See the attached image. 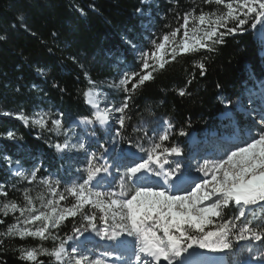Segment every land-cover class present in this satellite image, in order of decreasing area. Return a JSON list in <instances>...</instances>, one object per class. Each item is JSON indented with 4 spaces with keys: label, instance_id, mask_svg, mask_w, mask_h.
<instances>
[{
    "label": "snow or ice",
    "instance_id": "snow-or-ice-1",
    "mask_svg": "<svg viewBox=\"0 0 264 264\" xmlns=\"http://www.w3.org/2000/svg\"><path fill=\"white\" fill-rule=\"evenodd\" d=\"M202 3L223 6L225 10L205 12L201 9L198 15L195 8L185 12L178 27L151 40V48L142 49L137 43L126 41L137 53L140 70L125 72L118 83L108 85L124 93L119 105L97 89L96 82L85 72L93 87L83 93L84 102L92 111L79 118L78 124L92 126V136L97 133L96 126L111 132L112 125L118 124L119 130L110 140L115 145L123 139L121 130L128 127L127 111L133 95L146 82L153 81L155 73L163 72L178 57L201 50L216 52L227 36L243 34L249 28L255 30L258 25L264 32V0H202ZM80 11L83 14V9ZM18 19L23 21V16ZM193 67L199 69L201 76L206 75L203 60L195 62ZM36 71L44 73L41 68ZM191 83L189 80L188 84ZM188 94L184 88L178 90L180 96ZM247 115L250 124L247 139L224 149L217 158L203 159L196 167V172L202 174L197 182L190 171L182 170L180 161L170 159L184 155L179 145L165 143L174 128L171 121L165 120V127L158 132L154 129L153 136L142 128L132 129L143 132L140 139H146L148 147L128 141L145 156L137 158L133 151L123 153L120 159L128 163L123 165L122 171L116 168L117 180L105 159V153H109L107 147L101 145L103 150L99 154L88 153L83 142L70 145L68 130L61 118L53 119L45 112L31 117L16 113L15 118L25 125L57 135L63 132L64 143L57 142L51 147L60 153L84 151L87 162L83 169H77L79 177L65 184L62 190L59 179L47 176L38 180L39 167L30 171L17 167L12 175L29 185L38 180L49 195L45 198L39 193L34 197L30 188H24L21 204L8 199V190L0 184V198H3L0 199V225H6L5 230L0 231V245L8 238L39 239L41 243L37 246L19 248L18 258L26 264H44L40 257H49L54 264H209L205 252L199 250L225 253L232 250L233 239L264 244V227L253 226L248 218L250 210L255 215V207L264 210V107L252 109ZM178 134L188 135L183 129ZM0 136L17 139L12 131ZM5 160L11 168V158L5 157ZM105 186L107 190H101ZM232 207L236 214L225 218L226 210ZM10 214L13 222L6 224ZM77 218L80 224H73L71 235L61 237L59 230L65 222ZM92 234L111 242L99 255L88 254ZM44 241H52L53 246L45 247ZM129 253L134 260L124 259Z\"/></svg>",
    "mask_w": 264,
    "mask_h": 264
},
{
    "label": "trees",
    "instance_id": "trees-1",
    "mask_svg": "<svg viewBox=\"0 0 264 264\" xmlns=\"http://www.w3.org/2000/svg\"><path fill=\"white\" fill-rule=\"evenodd\" d=\"M193 8L198 15L201 9L208 12L218 6L204 4L202 0H0V133L12 131L17 136L16 140L0 136V184L8 190V199L23 204L24 188H30L34 197L43 193L48 198L47 189L38 183L40 177L59 179L62 190L65 184L78 178L77 169L83 164L82 155L70 157L51 147L57 142L64 143L65 137L25 125L15 114L22 112L31 117L45 111L53 119L61 118L67 130L78 127L75 121L92 111L84 102L83 93L93 87L85 72L96 82L97 89L119 105L124 93L108 85L118 83L125 72L140 70L137 53L126 41L135 42L142 49L151 48L153 38L178 27L183 22V14ZM20 16L23 21L18 19ZM201 60L207 67L204 76L193 67ZM37 68L44 73L39 74ZM154 75L153 81L146 82L133 95L127 111L128 127L121 130L124 135L119 144L137 149L128 143L131 140L148 147L147 140L140 139L143 132L132 129L142 128L153 136V130H161L165 127L163 122L168 120L174 128L165 143L169 146L175 143L184 150L183 156L172 159L184 161L197 151L199 155L216 153L217 148L210 141L211 133L230 134L250 126L249 118L235 109L238 99L243 96L251 99L256 95L264 99V32L258 25L255 30L249 28L243 34L227 36L216 52L201 50L178 57L163 72ZM181 88L189 94L178 95ZM228 108L232 109V114L221 119L219 115ZM3 112L13 115L4 116ZM96 127L100 142L90 139L87 148L99 154L100 143L107 144V135ZM180 129L188 135L196 134L199 143H190L188 135L180 136ZM5 157L11 158L12 164L19 161L26 171L39 167L37 182L29 185L19 181L12 175ZM181 164L184 166L183 162ZM36 203L39 206V201ZM254 211L255 215L252 210L248 212L252 225L264 227V210L257 206ZM235 214V208H229L225 218ZM12 222L10 214L6 224ZM74 223L78 226L80 219L66 221L59 235H71ZM5 228L6 225H0V231ZM242 242L234 245L232 253L227 252L228 263L232 264L231 255L238 263L264 259V244ZM40 243L33 238L5 239L0 245V264H26L18 258L19 248ZM43 243L48 248L53 246L52 241ZM40 259L44 264H54L49 257Z\"/></svg>",
    "mask_w": 264,
    "mask_h": 264
},
{
    "label": "rangeland",
    "instance_id": "rangeland-1",
    "mask_svg": "<svg viewBox=\"0 0 264 264\" xmlns=\"http://www.w3.org/2000/svg\"><path fill=\"white\" fill-rule=\"evenodd\" d=\"M218 9L220 11H224L225 10L223 8V6H218ZM253 97H255V95ZM261 97H262V95H260V96H257L256 95L255 98L248 99V98H246V96H243L241 99L240 98L238 99V101H237V107L239 109H240V107H242L243 109L246 108L247 109V112L250 111V110H252V109H259L261 107H264V99H261ZM241 102H243V104ZM240 103H241L242 106L239 105ZM101 107H104V105L101 104ZM230 110L231 109H228V114L230 113ZM40 112H45V111H40ZM117 115H119V114H117ZM246 117H248V115H246ZM224 118H225V116H223L222 119H224ZM118 127H119L118 124H113L112 125V131L111 132H109L107 129H102L104 131V134L107 135V138L105 139V141L107 142V144L102 143V146L103 147H107L109 149V153H105V157H106L105 159H106V161H107V163L109 165H111V163H112V165H111L112 167H111L110 171L112 172V176L115 177V178H117V180H118V177H119V173L116 171V168L117 167H120V169L122 171L123 170V165L125 163H128V161L120 159V156L123 153L127 152V151H132L130 149H126L125 147H123L121 144H119V142L116 143L115 145H113L112 143H110V140L116 136V130H118ZM89 128H90V126L80 125L79 128L73 127V129L72 128L69 129L68 130V137L67 138L69 140L70 145L71 144H78L79 142H83L85 144V147H86L87 144H88V142H89V139L88 138L90 137V133L87 131ZM77 129L80 130V132L74 131V130H77ZM237 131L234 132V134H231L228 137H223V138H220L219 139L218 136H217V138H218V139H216L217 152L216 153H213L212 155H209V156H206L205 154H203L204 156L202 154L199 155L200 151L199 152L197 151V155L189 154L187 157H185L186 160H184V161L178 160L181 163L183 162V165L184 166H182V170L183 171H190L193 179L197 180V182H198V180H199V178H200V176L202 174L196 172V167H197L198 164H200V163L203 162V159H205V158H209V159L217 158L219 155L222 154V152H223L224 149L232 147L234 143H242L243 140L247 139V131L248 130H243L242 132H237ZM214 135H215V133H213V136ZM57 136H63V137H65V135L63 134V132H61V134H59ZM95 137L96 136H92L91 135V138H92L91 140H96ZM189 141L191 143L194 142V139H193L192 136L190 137ZM113 148L115 149V151H112ZM101 149H102V147H101ZM87 152L90 153L89 150H87ZM133 152H136L137 158L145 156V153H141L138 150H135V151L133 150ZM66 153L70 157L74 156L75 154L82 155V157H83L82 158L83 164L78 169H83L85 167L86 162H87V155H86V153L84 151L76 152V151L70 150V151H68ZM107 158H108V160H107ZM170 159H172V158H170ZM186 162H189L190 164H188V165L185 166ZM79 175H80V173L78 172V177H79ZM101 190H107V186H105ZM88 235H89L88 233H85V236H88ZM83 239L84 238L81 237V240H83ZM70 243H72V242H70ZM110 243L111 242H109V241L100 240L99 237H95V235L92 234V243H89L88 244V248L91 249V251L88 254L89 255H99L101 252H103V251H105V250L108 249V247H106L104 245H108L109 246ZM242 243H244V242L239 241L237 243V241H235V239H233V248H232V250H230V253H232L235 250V248H236V246H234L235 244L240 245ZM117 251H119V250H117ZM199 251L205 252L206 257H208L209 264H214V262L212 260L214 259L215 255H217V254L208 253L205 250H199ZM227 252L228 251H226L225 253H220V259L218 260V263L219 264H228L227 263V260H226V257H225V254ZM231 258L233 259L232 260V264H264V261L256 262V261H253L251 259H247V260H244V261L238 263V262L235 261V258H234L233 255H231ZM124 259H126V260L127 259H133L134 260V258L130 257V253H129V255H126L124 257Z\"/></svg>",
    "mask_w": 264,
    "mask_h": 264
},
{
    "label": "bare ground",
    "instance_id": "bare-ground-1",
    "mask_svg": "<svg viewBox=\"0 0 264 264\" xmlns=\"http://www.w3.org/2000/svg\"><path fill=\"white\" fill-rule=\"evenodd\" d=\"M220 259V254L215 255L214 259L212 260L214 264L218 263V260ZM222 259V258H221ZM228 263V262H227ZM219 264V263H218Z\"/></svg>",
    "mask_w": 264,
    "mask_h": 264
}]
</instances>
